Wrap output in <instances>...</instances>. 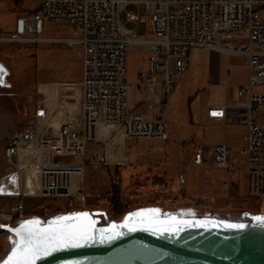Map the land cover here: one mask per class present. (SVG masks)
<instances>
[{
	"label": "built area",
	"instance_id": "obj_1",
	"mask_svg": "<svg viewBox=\"0 0 264 264\" xmlns=\"http://www.w3.org/2000/svg\"><path fill=\"white\" fill-rule=\"evenodd\" d=\"M131 4L144 6L151 15L150 38L140 37L126 25L146 23L145 17L128 12L123 22ZM46 22L69 23L78 36L43 38ZM29 33L36 37L24 38ZM16 36L26 42L76 46L82 59L78 81L57 80L61 96L49 118L38 125L36 117L25 134L17 127L5 139L6 164L36 165L38 197L85 206L89 166L106 170L130 166V140L169 142L170 100L190 54L194 49H212L244 58L249 80L238 90L239 103L213 105L208 118L230 117L234 124L246 126L247 134L231 137L212 150L197 146L190 167L201 170L205 182L211 169L226 170L230 180L234 160L244 158L248 201L264 209V0H41L32 15L17 19ZM13 39L18 38L0 40ZM133 45L149 53V66L141 69L137 81L129 82L128 49ZM132 89L138 95L133 105ZM37 103L39 113L45 105L41 100ZM89 145L94 147L93 157ZM186 169L182 167L183 183ZM23 220L24 213L18 209L0 214L2 226ZM10 236L0 229V243Z\"/></svg>",
	"mask_w": 264,
	"mask_h": 264
},
{
	"label": "rangeland",
	"instance_id": "obj_2",
	"mask_svg": "<svg viewBox=\"0 0 264 264\" xmlns=\"http://www.w3.org/2000/svg\"><path fill=\"white\" fill-rule=\"evenodd\" d=\"M41 0H0V39L18 38L20 43L0 41V57L3 59L5 68L12 73V81L19 85V105L21 122L17 126L20 133H26L30 124H34L36 117L37 123L42 124L49 118L54 104L61 96L58 90V81H78L81 78L82 59L80 49L76 46L56 43L26 42L23 37L16 36V23L20 17H27L39 8ZM128 12H135L145 17L146 23L126 24L133 29L140 37L145 39L153 36V23L150 14L142 5L131 4L128 6L122 16L125 22V15ZM43 38H74L78 35L74 32V26L69 23L46 22L44 25ZM29 33L24 38H35ZM23 41V42H22ZM141 47L130 46L128 49V67L129 73L127 80L134 82L138 80L136 70L141 59ZM187 79L185 80V82ZM39 97H38V94ZM60 93V95H59ZM138 99L135 89L129 92V100L133 105ZM38 100L42 105L44 114H38ZM51 101V102H50ZM179 113H182L183 107L176 106ZM38 114V115H37ZM176 114L171 115V137L170 142L161 140H130L128 141V153L140 155L148 152L151 147L153 151L165 149L166 144L170 152L162 150L160 156L153 154L149 158L150 167L148 170L140 166L110 168L106 170L103 167L95 168L89 166L86 172V180L83 195L86 198V205L82 206L74 202L71 206L66 199H48L35 197L39 188L38 170L36 165L23 170H18L15 166H8L4 160L5 138L0 134V179L8 174H12L5 180L0 181V214L22 211L25 219H39L48 221L60 215L70 214L78 210H104L108 213L111 220L124 219L127 215L147 210L159 209L163 211L184 212L196 216L219 217V218H253L264 217V209L253 207L249 201L240 206L223 209L219 202L211 201L209 206H202L198 195H191V198L185 197L187 205L174 206L172 202L177 198L171 195L177 192L184 196V183L180 178L181 164H188L191 161L192 144L185 143L187 137L192 141L195 137L188 133L185 126L174 121ZM178 116V115H177ZM52 119H50L51 121ZM60 122L53 121L52 125L57 128ZM88 154L93 157L95 150L92 145L88 146ZM102 151L98 155H101ZM165 156L168 157L169 166L163 167ZM160 157V159H158ZM161 160V161H160ZM137 161V162H139ZM179 165V166H178ZM245 159L237 157L235 160V172L231 184L228 183V172L221 169L209 170L210 179L207 184L204 183V175L201 170L195 168L187 169L188 190L201 193L204 190L229 193L232 198L243 197L248 186V173L245 168ZM20 169V168H19ZM30 176V179L28 178ZM162 178L167 186H171L176 191L165 193L163 189H155L152 185L153 180ZM122 184L121 198L127 206L128 212L122 217L114 218L111 213V207L107 200L113 192L114 184ZM174 183L178 185H174ZM24 189H30L22 190ZM14 194L11 196H5ZM24 194L25 196L21 195ZM184 197H182L183 199ZM175 199V200H174ZM168 201V202H167ZM20 204H23L20 207ZM200 207L206 209H198ZM162 213V211H160ZM164 213V212H163ZM246 217V218H245ZM11 237V236H10ZM9 237V238H10ZM7 238L0 243V262L9 254L12 244Z\"/></svg>",
	"mask_w": 264,
	"mask_h": 264
},
{
	"label": "water",
	"instance_id": "obj_3",
	"mask_svg": "<svg viewBox=\"0 0 264 264\" xmlns=\"http://www.w3.org/2000/svg\"><path fill=\"white\" fill-rule=\"evenodd\" d=\"M83 212L89 213L90 219L95 221L94 241L58 250L36 264H264V225L256 220L160 212L162 220L175 216L189 223L178 225V231H160L139 224L135 231H130L120 227L129 215L117 221L111 220L104 210H78L70 214ZM30 219L13 226L3 225L0 229L15 238L9 229ZM198 221L208 223L200 225ZM113 224L117 226L115 237L101 242L99 230L110 229Z\"/></svg>",
	"mask_w": 264,
	"mask_h": 264
},
{
	"label": "crops",
	"instance_id": "obj_4",
	"mask_svg": "<svg viewBox=\"0 0 264 264\" xmlns=\"http://www.w3.org/2000/svg\"><path fill=\"white\" fill-rule=\"evenodd\" d=\"M27 2V0H21ZM16 29V27H15ZM140 47V46H138ZM141 59L136 70V76L139 79V73L142 68H147L149 66L148 57L149 53L141 47ZM1 52V50H0ZM129 59V58H128ZM0 66L5 69V75L3 76V83L0 84V134L6 139L8 136L12 135L19 123L21 122L20 117V105H19V85L14 84L12 79L11 71L7 70L3 64V59L0 57ZM82 71V69H81ZM129 73V67H128ZM187 81L185 82V80ZM249 80V69L245 64V59L242 57H235L228 55L223 52H218L212 49H194L192 50L189 60L187 70L184 73V76L181 82L175 88L171 100H170V122L171 115L176 114L174 121H177L179 124L185 126V129L188 133L192 134L195 139L192 141L189 137L186 138L185 143H191L192 146V155L191 161L188 164H181L178 168L180 169V174L182 173V167H190L193 161L194 152L199 145H205L208 150H212L214 146L222 144L228 141L231 137L235 136H245L247 134V127L239 124H234L230 117H227L224 120H211L208 118L210 113V108L213 105H230L239 103L238 90L241 86H244L248 83ZM137 81V80H136ZM135 82V81H134ZM51 102V101H50ZM182 106V113H179V109L176 106ZM178 115V116H177ZM169 122V124H170ZM39 125V124H38ZM60 127V126H59ZM58 127V128H59ZM170 137H171V128H170ZM170 142V140H169ZM166 142V143H169ZM166 144L165 149H159L153 151L150 147L148 152L141 153L140 155H132L129 153L130 167L131 166H140L141 157L142 165L148 170L150 167L149 158L153 154H158L162 150L165 152H170ZM128 150V144H127ZM160 159V157L158 158ZM236 160V159H235ZM234 160V163H235ZM139 161V162H137ZM161 161V160H160ZM24 165V164H22ZM169 166L168 157L165 156L163 161V169ZM24 169L28 167H33V165L23 166ZM187 169L185 172L186 181L184 182L183 193L184 196H181L177 192H172L171 195L176 196L179 199H174L172 205L178 206L182 205L183 207H191L186 204L185 197L191 198V195H198L202 206H209L211 201H216L223 205V209L230 207L240 206L245 202H248V186L243 197L232 198L229 196V193L222 192L221 190L209 191L204 190L201 193L194 192L193 190H188L186 186L187 182ZM199 170V169H198ZM163 174H167L163 172ZM209 175V173H208ZM10 176H4L0 181L7 179ZM30 179V176L28 175ZM181 178V175H180ZM210 179V176H209ZM209 179L204 183L207 184ZM233 177L229 180L227 176L228 183L231 184ZM157 180L162 178H157L153 180V187L155 189H163L165 193L173 190L176 191L175 187H169L165 184V187H160L154 183ZM75 183H78V178L75 180ZM75 184V185H76ZM174 185H178L174 183ZM175 188V189H174ZM29 191L30 189H22ZM31 191V190H30ZM9 195V194H8ZM6 196V195H5ZM182 197H184L182 199ZM168 202V201H167ZM198 209H206L200 207ZM162 212H176L173 211H163L162 208H159Z\"/></svg>",
	"mask_w": 264,
	"mask_h": 264
},
{
	"label": "snow or ice",
	"instance_id": "obj_5",
	"mask_svg": "<svg viewBox=\"0 0 264 264\" xmlns=\"http://www.w3.org/2000/svg\"><path fill=\"white\" fill-rule=\"evenodd\" d=\"M4 75L5 69L0 66V84L3 83ZM159 213V209H147L130 214L120 227L135 231L139 224L160 231H178V225L189 223L186 220H177L175 216H168L162 220ZM255 219L264 225V217H255ZM197 223L203 225L208 221ZM0 227L4 226L0 225ZM116 227L113 224L110 229H100L101 242L104 239H113L116 235L114 232ZM226 227L243 228L244 226L226 225ZM9 231L15 238H9L12 247L3 264H36L42 257H47L58 250L81 247L83 244L94 241V232L97 230L95 221L90 219L89 213L83 212L55 217L46 222L30 219L15 228H10ZM105 233L111 234L105 235Z\"/></svg>",
	"mask_w": 264,
	"mask_h": 264
},
{
	"label": "trees",
	"instance_id": "obj_6",
	"mask_svg": "<svg viewBox=\"0 0 264 264\" xmlns=\"http://www.w3.org/2000/svg\"><path fill=\"white\" fill-rule=\"evenodd\" d=\"M154 183H156V185H158L160 187H163V188L165 187V184L161 180H157ZM121 188H122L121 183L114 184L113 192L107 198L109 205L111 207L112 216L114 218L122 217L124 214H126L128 212L127 206L122 202ZM247 219L254 220L253 218H247ZM113 220H115V219H113Z\"/></svg>",
	"mask_w": 264,
	"mask_h": 264
},
{
	"label": "bare ground",
	"instance_id": "obj_7",
	"mask_svg": "<svg viewBox=\"0 0 264 264\" xmlns=\"http://www.w3.org/2000/svg\"><path fill=\"white\" fill-rule=\"evenodd\" d=\"M1 41V40H0ZM3 42V41H2ZM12 43H20L21 42V39H13L12 41H11ZM23 42V41H22ZM41 43H50V42H41ZM39 114V116H41V115H43L44 114V111L43 110H40V112L38 113ZM8 166H12V165H8ZM18 168V167H17ZM20 168V169H19ZM19 168H18V170H23L24 169V167H23V165L22 164H20V166H19ZM12 174H14V173H12ZM12 174H8V175H6V176H11ZM39 193H40V180H39V188H38V191L36 192V196L35 197H38L39 196ZM11 195H14V194H9V195H6V196H11ZM21 195H23V196H25L24 194H21Z\"/></svg>",
	"mask_w": 264,
	"mask_h": 264
}]
</instances>
